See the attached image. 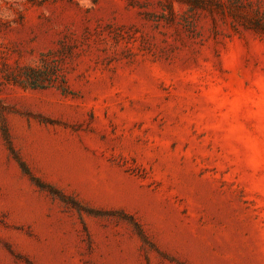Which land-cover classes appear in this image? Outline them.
<instances>
[{"label":"rangeland","instance_id":"obj_1","mask_svg":"<svg viewBox=\"0 0 264 264\" xmlns=\"http://www.w3.org/2000/svg\"><path fill=\"white\" fill-rule=\"evenodd\" d=\"M0 264H264V0H0Z\"/></svg>","mask_w":264,"mask_h":264},{"label":"trees","instance_id":"obj_2","mask_svg":"<svg viewBox=\"0 0 264 264\" xmlns=\"http://www.w3.org/2000/svg\"><path fill=\"white\" fill-rule=\"evenodd\" d=\"M55 67L50 66L46 60H42V63L40 65L36 66H26L22 69V72L13 78L10 79L13 84L20 85L24 88H44L49 84V74L52 70H54ZM64 88V87H62ZM3 135L5 137V140L7 143H9L6 130L3 128ZM10 151H12V148L10 145L8 146ZM20 166L22 170L28 174L27 169L25 166L20 163ZM31 179L35 182V184L43 188V184H41L36 178L31 177Z\"/></svg>","mask_w":264,"mask_h":264}]
</instances>
